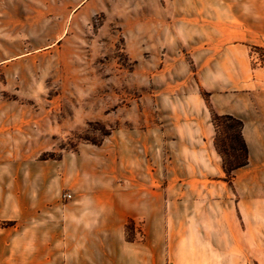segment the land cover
<instances>
[{"label":"rangeland","instance_id":"obj_1","mask_svg":"<svg viewBox=\"0 0 264 264\" xmlns=\"http://www.w3.org/2000/svg\"><path fill=\"white\" fill-rule=\"evenodd\" d=\"M219 10L208 0H0V159H81L118 182L198 165L194 143L211 128L204 82L237 102L264 97V47L239 41L256 32L218 23ZM223 35L246 52L212 55Z\"/></svg>","mask_w":264,"mask_h":264},{"label":"crops","instance_id":"obj_2","mask_svg":"<svg viewBox=\"0 0 264 264\" xmlns=\"http://www.w3.org/2000/svg\"><path fill=\"white\" fill-rule=\"evenodd\" d=\"M208 7L220 9L218 23L256 32L239 41L264 47V0H208ZM234 41H211L212 55L245 53ZM204 84L218 113L244 122L249 163L232 184L210 114L206 138L194 143L198 165L172 166L166 178L155 169L118 182L107 167L81 159H0V264H264V97L237 102Z\"/></svg>","mask_w":264,"mask_h":264},{"label":"trees","instance_id":"obj_3","mask_svg":"<svg viewBox=\"0 0 264 264\" xmlns=\"http://www.w3.org/2000/svg\"><path fill=\"white\" fill-rule=\"evenodd\" d=\"M201 94L210 109L211 122L215 128L214 143L223 159L225 180L232 184L234 171L249 163V150L243 135L244 122L232 114L218 113L212 106L211 92L202 91ZM132 222L128 224V231Z\"/></svg>","mask_w":264,"mask_h":264},{"label":"built area","instance_id":"obj_4","mask_svg":"<svg viewBox=\"0 0 264 264\" xmlns=\"http://www.w3.org/2000/svg\"><path fill=\"white\" fill-rule=\"evenodd\" d=\"M66 198H70L71 197V194H65L64 195Z\"/></svg>","mask_w":264,"mask_h":264}]
</instances>
